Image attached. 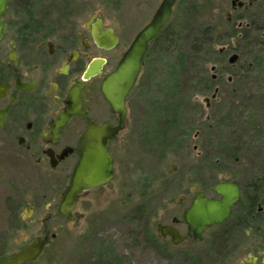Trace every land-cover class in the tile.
I'll return each mask as SVG.
<instances>
[{
    "label": "flooded vegetation",
    "instance_id": "1",
    "mask_svg": "<svg viewBox=\"0 0 264 264\" xmlns=\"http://www.w3.org/2000/svg\"><path fill=\"white\" fill-rule=\"evenodd\" d=\"M164 3L0 0V264L36 244L40 255L22 263L34 264L58 237L55 222L63 228L61 221H69L57 210L79 161L85 131L91 124H120L102 84ZM196 14V0H175L168 21L148 44L142 73L152 54L162 58L166 44L175 41L174 21ZM243 18L235 20L229 13L227 23L238 31L250 26ZM92 65L100 66L99 73L86 80ZM73 87L79 89L75 100ZM129 95L125 127L115 141L128 125ZM115 141L109 151L116 170ZM221 182L239 192L224 223L206 228L196 239L182 219L173 225L182 238L178 243L160 236L177 249L180 264H264V172L240 165L225 171Z\"/></svg>",
    "mask_w": 264,
    "mask_h": 264
},
{
    "label": "rangeland",
    "instance_id": "2",
    "mask_svg": "<svg viewBox=\"0 0 264 264\" xmlns=\"http://www.w3.org/2000/svg\"><path fill=\"white\" fill-rule=\"evenodd\" d=\"M232 1L196 0V16L174 21L175 41L162 58L150 56L129 95L128 125L112 147L116 177L80 195L79 220L61 221L63 228L55 222L58 237L34 264H180L158 224L182 220L200 190L218 198L213 187L225 181V171L241 165L264 172V70L243 79L255 52L264 60V45L243 53L227 23L229 13L235 20L243 15L264 40V0L251 6L239 0L247 7ZM209 34L213 39L204 43ZM228 43L235 52L219 56ZM195 45L203 53L192 57ZM233 54L239 60L231 65ZM230 66L241 73L240 88L248 94L231 83ZM213 67L220 73L215 82Z\"/></svg>",
    "mask_w": 264,
    "mask_h": 264
},
{
    "label": "water",
    "instance_id": "3",
    "mask_svg": "<svg viewBox=\"0 0 264 264\" xmlns=\"http://www.w3.org/2000/svg\"><path fill=\"white\" fill-rule=\"evenodd\" d=\"M256 1V0H253ZM175 0H165L164 5L158 11L152 23L136 37L132 47L125 54L117 68L104 80L102 84V94L112 107L113 111L120 116V124L116 128L109 125L98 126L91 124L82 137V147L79 161L73 171L68 190L61 198V203L57 210V215L70 222L79 220L80 216L75 214L79 195L101 188L110 183L116 177L114 160L109 151L111 141L117 139L118 133L124 129L127 116L126 98L133 90L139 76L143 71V57L147 51L148 44L156 36L158 31L168 21L171 15V6ZM242 7L243 2L233 1ZM225 51V47L220 50ZM239 56L233 54L229 63H237ZM100 67V66H99ZM99 67L92 65L86 75L88 80L99 73ZM216 70L215 67L212 68ZM217 79V75H213ZM232 81V78H229ZM218 90H216V93ZM71 95L75 100L78 97L79 89L73 87ZM216 94L213 95V98ZM206 108L210 109V99L204 100ZM76 104V102H74ZM174 169L176 166H173ZM213 191L218 195V199L209 198L204 190L196 192L191 200L190 206L183 211V220L189 226L190 231L196 239H201L206 228L214 224H222L230 214V206L239 198L236 187L219 182L214 185ZM183 199H181V202ZM177 218L173 219V224L178 223ZM158 231L164 237L171 236L174 243H178L182 238L173 225L158 224ZM41 247L36 244L29 246L15 258L8 259L2 264H22L35 260L41 253Z\"/></svg>",
    "mask_w": 264,
    "mask_h": 264
},
{
    "label": "trees",
    "instance_id": "4",
    "mask_svg": "<svg viewBox=\"0 0 264 264\" xmlns=\"http://www.w3.org/2000/svg\"><path fill=\"white\" fill-rule=\"evenodd\" d=\"M254 25L251 23L249 27L245 26L243 29L236 31L235 28H231L229 29L228 32V36L229 37H233L232 39H236L239 49L243 51V53H248V52H252L254 53V51H256V45L258 46H263L264 45V40H261L260 37H257L253 32L256 31L257 29H255ZM220 33V32H218ZM171 36H174L173 34H171ZM219 37V39L222 37L221 35H217ZM214 35H208L205 39H204V43L206 42H210V39H213ZM263 43V44H262ZM229 44V43H228ZM254 45V46H253ZM254 47V48H253ZM233 48V47H232ZM230 47L229 44V49L227 51V53L229 54L230 52L234 51V48L232 49ZM255 49V50H254ZM192 52L194 54V56L192 57H197L200 56L201 53H203V46L198 47V45H195V47H192ZM260 51V50H259ZM255 57H254V62L252 64H247V71L246 73L244 72V76L243 79L246 80L248 79V77H251L252 75H255L256 73H259L261 70H264V60L262 57V52H255ZM217 54L219 56H223L225 54V52H221L220 50L217 52ZM227 55V54H226ZM244 64V63H242ZM235 66H230L227 72L229 74V76L233 77V84L237 85V88L241 89L244 93L243 94H248L249 90L247 88H245L244 86L241 87L239 80L241 79L240 76V72L237 71L236 68H234ZM244 67V66H242ZM259 71V72H258ZM217 74V79H219L220 73L219 70L217 69L216 71ZM213 80L212 81H216ZM241 106V104H239V107Z\"/></svg>",
    "mask_w": 264,
    "mask_h": 264
}]
</instances>
